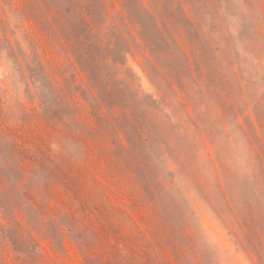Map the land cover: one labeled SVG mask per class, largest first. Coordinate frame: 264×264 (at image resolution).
Instances as JSON below:
<instances>
[{
	"label": "rangeland",
	"instance_id": "rangeland-1",
	"mask_svg": "<svg viewBox=\"0 0 264 264\" xmlns=\"http://www.w3.org/2000/svg\"><path fill=\"white\" fill-rule=\"evenodd\" d=\"M0 264H264V0H0Z\"/></svg>",
	"mask_w": 264,
	"mask_h": 264
},
{
	"label": "clouds",
	"instance_id": "clouds-1",
	"mask_svg": "<svg viewBox=\"0 0 264 264\" xmlns=\"http://www.w3.org/2000/svg\"><path fill=\"white\" fill-rule=\"evenodd\" d=\"M185 196L187 199L189 200H194L195 197L190 193V192H186L185 193ZM197 212H202L201 209L197 208L196 209ZM204 239H205V242L209 245H217V244H221V242L217 239H214L211 235H209L207 232L204 233ZM223 246V245H221Z\"/></svg>",
	"mask_w": 264,
	"mask_h": 264
}]
</instances>
